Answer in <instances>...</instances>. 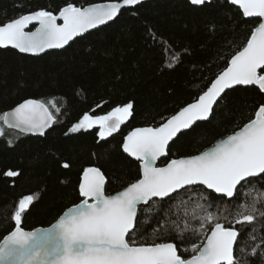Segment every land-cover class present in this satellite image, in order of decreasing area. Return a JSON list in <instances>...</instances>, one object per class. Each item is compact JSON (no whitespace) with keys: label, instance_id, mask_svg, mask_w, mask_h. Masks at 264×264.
<instances>
[{"label":"trees","instance_id":"obj_1","mask_svg":"<svg viewBox=\"0 0 264 264\" xmlns=\"http://www.w3.org/2000/svg\"><path fill=\"white\" fill-rule=\"evenodd\" d=\"M113 1L117 0H0V23L40 9L57 14L67 3L85 7ZM259 22V18L243 17L228 0L202 6L188 0H151L122 10L114 21L62 50L30 56L0 48V117L28 99L44 102L56 116L44 135L5 128L0 136V241L14 229L11 216L25 195L34 197L22 222L26 230L51 225L81 202L78 184L84 168L99 167L104 172L109 195L133 182L139 163L123 153L125 135L135 128L157 127L193 102L228 66ZM173 54L179 62L169 67ZM226 93L210 122H198L187 134H179L159 166L167 159L210 148L249 122L264 102V96L251 87ZM129 102L133 115L112 137L100 141L97 128L69 132L84 114L103 115ZM65 162L70 164L67 169L62 167ZM8 170L21 175L6 177ZM253 203L264 212V181L246 185L232 200L214 201L211 196L204 200L196 193L178 197L144 215L148 222L142 239L151 242L153 229L163 231L157 218L161 224L167 220L169 227L171 221L183 219L198 227L193 214L211 212L227 224L243 210L242 205ZM225 216L228 221H223ZM233 226L242 232V264L244 260L252 264L256 258L247 253L264 242V217L257 212L251 225Z\"/></svg>","mask_w":264,"mask_h":264},{"label":"snow or ice","instance_id":"obj_2","mask_svg":"<svg viewBox=\"0 0 264 264\" xmlns=\"http://www.w3.org/2000/svg\"><path fill=\"white\" fill-rule=\"evenodd\" d=\"M210 2L190 0L193 6ZM228 2L238 6L243 17L260 18L262 22L193 102L159 126L136 128L124 137L122 151L139 162L138 177L122 191L109 195L104 172L99 167L84 168L78 184L81 202L50 229L23 230V218L34 203L32 195L23 196L11 216L14 230L0 243V264H242V232L233 223L251 225L257 212L264 217L255 203L251 207L242 205L243 210L227 224L211 212L199 217L193 214L198 227L187 219L171 221L169 227L167 220L161 224L157 218L163 231L153 229L151 242L142 239L143 225L148 222L143 217L156 205L191 197L193 193L204 200L209 196L214 201L232 200L246 185L264 181V102L257 106L249 122L212 147L195 155L167 159L164 166H157L158 160L168 157L170 142L174 143L179 134H187L199 126L198 122H210L226 98V90L251 87L264 96V0ZM141 3L142 0H117L87 7L67 3L58 14L44 9L21 14L0 23V48L10 46L34 55L61 49L88 30L114 21L121 9ZM178 62V56L173 54L168 66L174 67ZM52 107L60 111L54 102ZM132 115L131 102L103 115L86 113L69 132L97 128L99 140L104 141ZM0 119L8 128L39 135L56 122L49 106L33 99L20 103ZM3 135L5 129L0 127V136ZM62 167L67 169L70 164L65 162ZM4 175L19 177L21 172L8 170ZM223 221H228V217H223ZM247 255L256 258L252 264H264V242L253 246ZM243 264L249 261L244 260Z\"/></svg>","mask_w":264,"mask_h":264},{"label":"water","instance_id":"obj_3","mask_svg":"<svg viewBox=\"0 0 264 264\" xmlns=\"http://www.w3.org/2000/svg\"><path fill=\"white\" fill-rule=\"evenodd\" d=\"M148 1H151V0H142V3L143 2H148ZM189 2H190V0H188ZM212 1V0H211ZM113 2H117V1H113ZM104 3H109V2H104ZM95 4H100V3H95ZM91 5V4H90ZM87 6H89V5H87ZM87 6H85V7H87ZM235 6V5H234ZM236 7H238V6H236ZM128 8H132V7H126V8H124V9H128ZM124 9H121V11L122 10H124ZM28 14V13H27ZM58 14V13H57ZM118 17V16H117ZM116 17V18H117ZM115 18V19H116ZM114 19V20H115ZM260 19V18H259ZM112 21H109L108 23H106V24H104V25H100V26H98L97 28H94V29H90V30H88L87 32H85V33H83L81 36H78V37H76V38H74V40L75 39H77V38H79V37H82V36H84V35H86L87 33H90V32H92V31H94V30H97V29H99V28H101V27H103V26H105V25H107V24H109V23H111ZM260 22H262L261 21V19H260ZM30 29L31 30H34V28H32L31 26H30ZM73 40V41H74ZM73 41H70L69 42V44L70 43H72ZM68 44V45H69ZM68 45H66L64 48H66ZM9 49H13V50H16L17 52H19V50L18 49H14V48H12V47H8ZM64 48H61V49H48V50H46L45 52H43V53H39V54H30V53H20V54H24V55H30V56H40V55H42V54H44V53H47V52H49V51H53V50H62V49H64ZM3 49H6V48H3ZM230 62V61H229ZM210 86V85H209ZM237 87H243V86H237ZM230 90V89H229ZM226 91H228V90H226ZM24 101H22L21 103H23ZM20 104V103H19ZM18 104V105H19ZM18 105H16L15 107H13L12 109H10V110H8V111H6L5 113H10L14 108H16ZM4 113V114H5ZM3 114V115H4ZM3 115H2V117H3ZM1 121H2V124H3V126L5 127V128H7V129H11V130H15V131H18V132H20V133H23V134H29V135H36V136H40L39 134H33V133H25V132H21L19 129H15V128H8L6 125H4V123H3V120L1 119ZM139 128H141V127H139ZM50 129V128H49ZM49 129H47L46 131H45V133L47 132V131H49ZM136 129V128H135ZM134 129H132V130H130L129 132H131V131H133ZM239 130V129H238ZM237 130V131H238ZM128 132V133H129ZM127 133V134H128ZM127 134L125 135V136H127ZM226 138V137H225ZM218 142V141H217ZM216 142V143H217ZM170 144H171V142H170ZM212 147V146H211ZM125 154V153H124ZM127 155V154H126ZM128 156V155H127ZM129 157V156H128ZM129 158H131L132 160H134V161H136L134 158H132V157H129ZM163 158H161L160 160H158L157 161V166H159L158 165V163H159V161H161ZM138 162V161H137ZM139 163V162H138ZM164 166V165H163ZM159 167H162V166H159ZM107 181V180H106ZM123 190V189H122ZM122 190H120V191H122ZM114 195V194H113ZM80 203V202H79ZM78 203V204H79ZM77 205V204H76ZM75 206V205H74ZM74 206H71V207H69L68 209H66L59 217H58V219L55 221V222H53L51 225H49V226H47V227H38V228H35V229H32V230H26V229H23V230H25V231H36V230H43V229H50V228H52V226L55 224V223H57V221L60 219V217L65 213V212H67L70 208H72V207H74ZM14 230V229H13ZM12 230V231H13ZM10 234V232L7 234V235H9ZM4 239V238H3ZM3 239L0 241V243H2L3 242Z\"/></svg>","mask_w":264,"mask_h":264},{"label":"rangeland","instance_id":"obj_4","mask_svg":"<svg viewBox=\"0 0 264 264\" xmlns=\"http://www.w3.org/2000/svg\"><path fill=\"white\" fill-rule=\"evenodd\" d=\"M0 118H1V117H0ZM0 127H3V128L5 129V127H4L3 124H2L1 119H0Z\"/></svg>","mask_w":264,"mask_h":264}]
</instances>
